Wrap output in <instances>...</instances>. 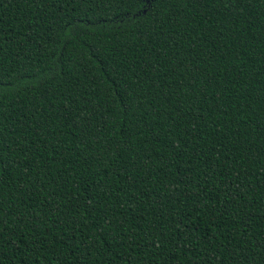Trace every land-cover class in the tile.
Wrapping results in <instances>:
<instances>
[{
    "label": "trees",
    "instance_id": "1",
    "mask_svg": "<svg viewBox=\"0 0 264 264\" xmlns=\"http://www.w3.org/2000/svg\"><path fill=\"white\" fill-rule=\"evenodd\" d=\"M0 264H264V0H0Z\"/></svg>",
    "mask_w": 264,
    "mask_h": 264
}]
</instances>
